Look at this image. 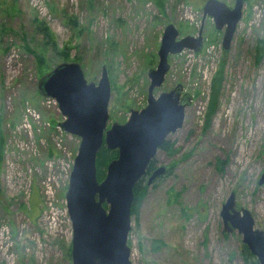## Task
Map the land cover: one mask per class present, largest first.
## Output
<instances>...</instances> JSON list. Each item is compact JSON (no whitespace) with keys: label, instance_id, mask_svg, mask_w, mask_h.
<instances>
[{"label":"rangeland","instance_id":"rangeland-1","mask_svg":"<svg viewBox=\"0 0 264 264\" xmlns=\"http://www.w3.org/2000/svg\"><path fill=\"white\" fill-rule=\"evenodd\" d=\"M162 1L163 8L157 0H0V264H72L65 195L81 139L61 129L64 116L38 91L39 79L61 62L78 61L97 83L105 65L108 127L124 123L131 109L147 105L148 72L169 23L180 38L197 36L203 24L204 41L199 51L171 54L154 91L182 84L192 99L183 126L168 136L174 153L159 149L155 157L166 171L147 184L131 216V260L247 264L242 234L225 231L221 210L235 192L236 208L248 209L264 230V0H245L229 49L224 29L209 16L202 20L207 0Z\"/></svg>","mask_w":264,"mask_h":264},{"label":"water","instance_id":"water-1","mask_svg":"<svg viewBox=\"0 0 264 264\" xmlns=\"http://www.w3.org/2000/svg\"><path fill=\"white\" fill-rule=\"evenodd\" d=\"M244 4L245 0H234V6L223 0H207L203 6L202 20L209 16L218 30L224 29L225 49L230 48ZM202 28L203 24L197 36L180 38L175 24L166 25L157 52L158 64L148 72L147 105L131 109L124 123L113 122L108 127L111 82L105 65L97 83L87 80L78 61L61 62L39 79L38 91L54 98L64 116L59 123L61 129L81 139L65 195L73 228L72 264H133L128 238L134 188L168 136L183 126L192 99L187 93L182 97V84L158 96L154 91L165 81L171 54L202 48ZM104 144L118 150V156L111 160L100 181L97 155ZM165 171L164 166L154 170L148 184ZM263 182L264 173L259 180ZM221 215L225 231L241 233L243 243L259 264H264V230L255 226L248 209L236 208L235 192L223 204Z\"/></svg>","mask_w":264,"mask_h":264},{"label":"trees","instance_id":"trees-1","mask_svg":"<svg viewBox=\"0 0 264 264\" xmlns=\"http://www.w3.org/2000/svg\"><path fill=\"white\" fill-rule=\"evenodd\" d=\"M157 4L158 6L163 8L162 0H157ZM74 23L77 24L76 21H74ZM41 30H42V33L45 35V37L48 39L47 42L52 44L53 47L55 48L56 42L54 41L53 36L49 34L48 27L46 26L45 23L42 24ZM29 51L36 54V51L32 50L30 47H29ZM63 55L66 59L68 58V54L63 53ZM36 57L40 59L41 61L43 60V57L41 58V56H38V54ZM221 83H222V75H219V74L215 75L213 82H212L213 87L211 90L212 97L214 98L213 99L214 104H212L213 108L217 106L218 96H219L220 89H221ZM4 143H5L4 136L0 128V150L3 148ZM172 145L173 143H171L169 140H166L164 144L161 146V148L168 151L169 153H174ZM117 156H118V150H111L107 148L106 144H104L103 147L100 149L97 155V176L100 181H102L105 178L107 174V168L111 160L116 158ZM155 167H156V162L154 159L148 166L145 176L142 177V179L137 183V185L134 188L135 198H134V203L132 205V215L137 213L138 205L142 201L143 197L145 196V192H146V188L148 184V175L152 173ZM242 253L244 255V258L247 264H259L256 256L251 253L250 249L245 244H243L242 246Z\"/></svg>","mask_w":264,"mask_h":264},{"label":"flooded vegetation","instance_id":"flooded-vegetation-1","mask_svg":"<svg viewBox=\"0 0 264 264\" xmlns=\"http://www.w3.org/2000/svg\"><path fill=\"white\" fill-rule=\"evenodd\" d=\"M174 87H175V86H174ZM174 87H173V88H174ZM184 95H185V93L182 91V97H183ZM160 149H162V148H160ZM154 159H155V158H154ZM158 167H159V166H157V164H156V167H155L154 170H156ZM154 170H153V171H154ZM153 171H152V173H153ZM152 173H151V174H152ZM151 174H150V175H151ZM150 175H148V178H149ZM159 176H160V175H159ZM159 176H158V177H159Z\"/></svg>","mask_w":264,"mask_h":264}]
</instances>
